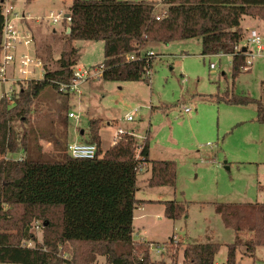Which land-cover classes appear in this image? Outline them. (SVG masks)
Masks as SVG:
<instances>
[{
  "label": "trees",
  "instance_id": "1",
  "mask_svg": "<svg viewBox=\"0 0 264 264\" xmlns=\"http://www.w3.org/2000/svg\"><path fill=\"white\" fill-rule=\"evenodd\" d=\"M166 4V15L157 20L152 1L73 0L69 9L71 31L64 39L57 66L48 67V59L37 50L36 55L43 61V78L28 80L14 96L12 107L5 96L0 99V263L84 264L82 260L93 264L101 255L109 264H164L153 260L148 247L133 237L134 210L142 202L136 197L139 168L151 165L150 187L174 186L177 177L175 161L150 158L149 131L139 153V144L129 134L103 150L100 120L91 119L85 141L97 143V155L77 159L66 152V121L63 132L50 134L58 154L47 158L37 131H23L18 122H29L36 99L47 87L58 90L61 84L73 81L80 59L75 40L104 42L101 77L106 81L149 82L155 58L145 51L150 44L197 37L202 40V55H232L234 79L247 68V55L238 48L245 38L241 21L245 15L264 19V0H166ZM4 27L0 0V52ZM132 52L137 58L128 61L126 56ZM226 101L254 104L256 119L264 124L262 98L231 93ZM18 152L26 153V157L6 159ZM164 204L167 218L177 220L187 214L182 201ZM55 209L60 210L58 225L48 217ZM216 211L236 234L223 264H237L240 246L245 247L246 254L264 246V203L219 202ZM34 219H42L52 236L30 247L23 241H36L30 233ZM67 243L81 244L85 249L65 259L59 256V247ZM221 246L212 239L188 244L183 249V264H215Z\"/></svg>",
  "mask_w": 264,
  "mask_h": 264
},
{
  "label": "rangeland",
  "instance_id": "2",
  "mask_svg": "<svg viewBox=\"0 0 264 264\" xmlns=\"http://www.w3.org/2000/svg\"><path fill=\"white\" fill-rule=\"evenodd\" d=\"M146 1L157 3V0ZM72 2L3 0L5 13L9 9L10 14L31 17L22 18L20 22L15 20L18 27L30 30L35 39L34 46H20L17 54L39 50L40 55L48 59V67H56V60L65 46L64 39L69 34L70 21L65 16ZM166 8L167 4L159 6L158 13ZM51 12L63 14V20L52 23L49 19ZM241 26L245 38L238 48L249 46L255 51L254 44L248 41L249 32L256 29L264 40V19L245 15ZM74 45L80 54L74 70L100 69L105 59L102 40H75ZM148 48L155 52L149 82L106 81L99 74L80 85L81 94L47 87L36 99L29 122L25 125L18 122V125L23 126V131H37L47 158L58 154L50 134L58 136L63 132L67 128L66 121L68 141H82L87 139L89 121L100 120L103 150L114 144L116 130L121 127L126 132L140 135L134 136L139 153L149 131L150 158L175 161L177 177L174 186L150 187L148 178L152 167L145 164L139 170L137 198L154 202H148L140 211L145 216L137 224L143 228L135 237L146 240H137V243L148 247L153 260L183 264L184 247L212 239L222 244L215 262L223 264L227 259L228 245L235 241L236 234L224 225L216 204L264 203V124L257 121L254 104L226 101L231 93L264 100V51L260 56L255 55L252 64L247 63V68L234 79L232 55H202L199 37L150 44ZM211 63L217 67L211 69ZM43 70L36 69V79L43 78ZM8 71V76L15 75L11 66ZM19 75L16 71L15 78ZM8 76V81L1 80L0 76V99L7 91L13 90L12 99L27 86V79L16 80ZM14 104L13 99L9 101L10 107ZM185 108L190 111L186 112ZM70 111L76 112L80 119H70ZM129 114L133 116L132 121L125 119ZM8 157L25 158L26 153H12ZM169 200L184 202L187 214L177 220L167 218L164 202ZM48 217L58 225L60 210H52ZM45 225L42 219H34L30 233L36 241L24 240L23 244L30 247L43 244L45 236H52ZM83 249L84 245L67 243L62 245L60 253H67L72 259ZM236 259L237 264H264V246H258L253 254H246L245 247L240 246ZM93 264L109 263L105 256L97 255Z\"/></svg>",
  "mask_w": 264,
  "mask_h": 264
},
{
  "label": "built area",
  "instance_id": "3",
  "mask_svg": "<svg viewBox=\"0 0 264 264\" xmlns=\"http://www.w3.org/2000/svg\"><path fill=\"white\" fill-rule=\"evenodd\" d=\"M166 5V0H157V3H155V11H157L156 19L161 20L167 13V8L163 9L162 12L158 13V7ZM10 10L7 9V12L5 13V27L3 31V40H2V50L0 52V76L1 80L8 81V69L9 66L12 67L13 72L16 75V71L20 74L18 78H15L14 76H8L12 79H36V69H43V61L41 58H39L34 52H24L22 54H17L19 46H25L29 48L31 45L34 46V36L32 35L31 31L26 29L23 30L21 27H18V24L15 20L19 21L22 20V18H31L26 17L25 14H22V16H19L18 13H12L10 14ZM13 15V16H11ZM30 15V14H29ZM63 14H57L55 15L53 12L49 15V19L52 20V23H57L60 20H63ZM66 17V16H65ZM69 21L71 20L70 17H66ZM249 43L254 44L255 51L252 50L249 46L246 47V55H247V63L252 64L253 58L255 55L260 56L262 52L264 51V40L258 33L256 29H251L249 32L248 37ZM249 45V44H247ZM243 48V47H242ZM34 50V49H33ZM148 55H155L154 51L151 50H145ZM137 58V55L135 53H130L126 56V59L128 61L135 60ZM217 65L215 63L210 64L211 69H215ZM82 70L76 71L74 70V79L69 84H61L59 87V91H69L81 94L80 85L85 82L88 78L92 76L99 75L101 76L103 65H101L100 69L91 71V69L87 68H81ZM44 72V70H43ZM11 80V79H9ZM13 90L7 91V93L4 95L8 102L12 101L14 97L11 99ZM14 102V100H13ZM186 112H189V108H185ZM69 118L70 119H80V116L76 114L74 111L69 112ZM127 121H132L133 116L131 114L127 115L125 117ZM129 134L136 136L135 133L126 132L123 128L119 127L116 130L115 136H114V143H117L124 135ZM97 149L98 145L95 142H86L85 140L79 141H69L67 152L70 156L77 158V159H93L97 155ZM6 159H10L7 157ZM19 159H24V157H21ZM143 167V166H142ZM140 167L139 170L142 168ZM140 240H146L145 238H141ZM137 241V240H136ZM163 249V248H162ZM60 250H62V245L59 247V256L65 259H70L69 255L67 253L61 254ZM164 250V249H163Z\"/></svg>",
  "mask_w": 264,
  "mask_h": 264
},
{
  "label": "crops",
  "instance_id": "4",
  "mask_svg": "<svg viewBox=\"0 0 264 264\" xmlns=\"http://www.w3.org/2000/svg\"><path fill=\"white\" fill-rule=\"evenodd\" d=\"M34 43H35V41H34ZM20 47V46H19ZM18 51H19V48H18ZM44 73V72H43ZM149 130V129H148ZM137 136H140V135H138V133L136 134ZM143 137V136H142ZM104 150H106V149H104ZM149 165V164H148ZM149 166H151V165H149ZM139 188L137 189V191H136V197H137V195H138V193H139ZM138 199V198H137ZM139 200H141L142 202L135 208V210H134V222H133V227H134V234H133V237H134V239L135 240H140V239H136V237H135V235L137 234V232L139 231L140 232V230L143 228V226L142 225H139V224H137V221H139V220H142L143 218H144V216H145V214H141V210H144V207H145V205L146 204H148V202H154V201H152V200H142V199H139ZM158 201V200H157ZM156 202V201H155ZM159 202H161V201H159ZM215 264H217L216 262H215Z\"/></svg>",
  "mask_w": 264,
  "mask_h": 264
},
{
  "label": "water",
  "instance_id": "5",
  "mask_svg": "<svg viewBox=\"0 0 264 264\" xmlns=\"http://www.w3.org/2000/svg\"><path fill=\"white\" fill-rule=\"evenodd\" d=\"M66 17H70V13H68V14H66ZM71 19V18H70ZM69 30V32L71 31V28H69L68 29ZM247 49H246V47L244 46L243 47V51L245 52Z\"/></svg>",
  "mask_w": 264,
  "mask_h": 264
}]
</instances>
